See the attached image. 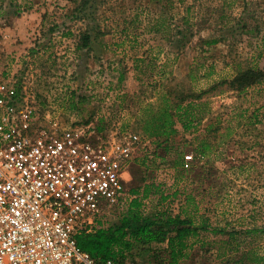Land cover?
<instances>
[{"label": "rangeland", "instance_id": "374dc122", "mask_svg": "<svg viewBox=\"0 0 264 264\" xmlns=\"http://www.w3.org/2000/svg\"><path fill=\"white\" fill-rule=\"evenodd\" d=\"M250 70L260 80L235 90ZM0 74L24 78L43 116L120 124L134 148L126 186L150 189L143 214L203 226L176 264L264 257V233L244 234L264 229V0H0ZM162 90L203 96L184 103L194 102L189 129L178 123L168 142L140 122ZM170 255L167 239L124 261Z\"/></svg>", "mask_w": 264, "mask_h": 264}, {"label": "built area", "instance_id": "2783aa9c", "mask_svg": "<svg viewBox=\"0 0 264 264\" xmlns=\"http://www.w3.org/2000/svg\"><path fill=\"white\" fill-rule=\"evenodd\" d=\"M24 78L0 74V264H130L95 260L82 234L128 216L131 137L108 121L41 115Z\"/></svg>", "mask_w": 264, "mask_h": 264}, {"label": "trees", "instance_id": "16d2710c", "mask_svg": "<svg viewBox=\"0 0 264 264\" xmlns=\"http://www.w3.org/2000/svg\"><path fill=\"white\" fill-rule=\"evenodd\" d=\"M247 77L251 79L243 82ZM260 78L259 73L256 74L250 70L239 75L232 84H237L235 90H244ZM214 88L212 87L211 90ZM191 97L194 98V96L173 98L168 92L162 90L156 101L149 103L144 109V115L140 119V122L143 123V132L149 137L161 138L164 142H168L179 133L176 128L178 123H181L184 130L187 131L191 122V106L194 102H188L189 105L184 103ZM202 97L195 96L194 99H201ZM206 149L207 147L200 150L202 155L206 154ZM149 190L147 186L143 192L141 188L132 189L131 193L138 198L133 200L128 216L107 230L80 235L78 237L79 247L90 253L97 261L124 260L126 253L130 252L136 245L145 246L153 242L163 243L168 239V246L171 249L169 264H176L184 248L183 239L195 236L198 229H203V226L193 228L194 221L192 219L182 220L180 216L173 219L168 218L167 222L159 221L157 216L146 217L142 212V200L148 197ZM166 224L177 225L173 230L175 236L167 238L172 230H168ZM263 233L264 229L261 228L244 232L245 236H260ZM257 263L264 264V257L257 258Z\"/></svg>", "mask_w": 264, "mask_h": 264}, {"label": "crops", "instance_id": "0c3cea01", "mask_svg": "<svg viewBox=\"0 0 264 264\" xmlns=\"http://www.w3.org/2000/svg\"><path fill=\"white\" fill-rule=\"evenodd\" d=\"M79 48V47H78Z\"/></svg>", "mask_w": 264, "mask_h": 264}]
</instances>
